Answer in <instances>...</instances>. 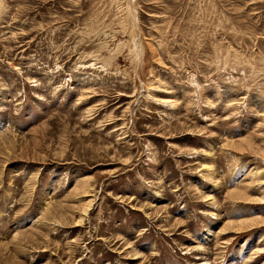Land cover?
Here are the masks:
<instances>
[{"label": "rangeland", "instance_id": "obj_1", "mask_svg": "<svg viewBox=\"0 0 264 264\" xmlns=\"http://www.w3.org/2000/svg\"><path fill=\"white\" fill-rule=\"evenodd\" d=\"M0 264H264V0H0Z\"/></svg>", "mask_w": 264, "mask_h": 264}, {"label": "bare ground", "instance_id": "obj_2", "mask_svg": "<svg viewBox=\"0 0 264 264\" xmlns=\"http://www.w3.org/2000/svg\"><path fill=\"white\" fill-rule=\"evenodd\" d=\"M174 105V104H173ZM209 172V171H208ZM81 185V184H80ZM85 189V188H84ZM77 191V190H76ZM78 195V194H77ZM92 205V204H91ZM85 207V206H84ZM64 220V219H63ZM81 222V221H80ZM137 255V254H136ZM138 257V256H137ZM130 259V258H129ZM133 259H136V258H133ZM131 260V259H130Z\"/></svg>", "mask_w": 264, "mask_h": 264}]
</instances>
